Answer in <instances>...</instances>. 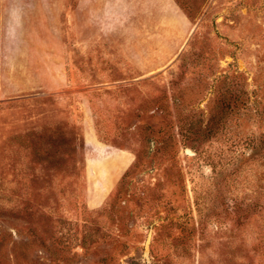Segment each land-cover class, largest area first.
Masks as SVG:
<instances>
[{"label":"rangeland","instance_id":"obj_1","mask_svg":"<svg viewBox=\"0 0 264 264\" xmlns=\"http://www.w3.org/2000/svg\"><path fill=\"white\" fill-rule=\"evenodd\" d=\"M74 1L0 19V264H264V0Z\"/></svg>","mask_w":264,"mask_h":264},{"label":"crops","instance_id":"obj_2","mask_svg":"<svg viewBox=\"0 0 264 264\" xmlns=\"http://www.w3.org/2000/svg\"><path fill=\"white\" fill-rule=\"evenodd\" d=\"M23 3H65L64 0H0V19L13 8H23ZM74 3H88V7L101 3H173V0H77ZM24 12V11H23ZM24 14V13H23Z\"/></svg>","mask_w":264,"mask_h":264},{"label":"clouds","instance_id":"obj_3","mask_svg":"<svg viewBox=\"0 0 264 264\" xmlns=\"http://www.w3.org/2000/svg\"><path fill=\"white\" fill-rule=\"evenodd\" d=\"M23 10L20 8H13L10 11L9 17L6 21V31L10 38H15L18 31L22 27Z\"/></svg>","mask_w":264,"mask_h":264}]
</instances>
